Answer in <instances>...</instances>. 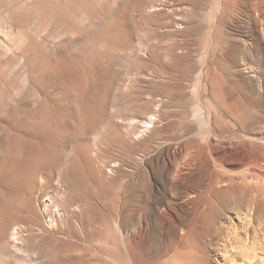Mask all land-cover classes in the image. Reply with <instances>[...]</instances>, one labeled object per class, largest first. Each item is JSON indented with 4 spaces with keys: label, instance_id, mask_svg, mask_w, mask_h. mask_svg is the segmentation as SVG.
Returning a JSON list of instances; mask_svg holds the SVG:
<instances>
[{
    "label": "rangeland",
    "instance_id": "1",
    "mask_svg": "<svg viewBox=\"0 0 264 264\" xmlns=\"http://www.w3.org/2000/svg\"><path fill=\"white\" fill-rule=\"evenodd\" d=\"M253 27L251 0H0V158L24 164L0 177V264H30L8 244L15 225L35 237L29 253L55 238L76 264H122L125 205L130 223L140 210L151 222L133 246L138 264L172 258L179 232L162 208L193 212L173 196L171 169L190 152L202 168L253 145L256 158L264 139V93L247 73L264 65L248 50ZM53 190L57 207L76 208L74 231L42 217ZM32 209L40 227L29 230ZM213 209L224 223L233 207ZM252 223L242 232L264 236V214Z\"/></svg>",
    "mask_w": 264,
    "mask_h": 264
},
{
    "label": "bare ground",
    "instance_id": "2",
    "mask_svg": "<svg viewBox=\"0 0 264 264\" xmlns=\"http://www.w3.org/2000/svg\"><path fill=\"white\" fill-rule=\"evenodd\" d=\"M251 21L257 34L252 35L248 50L254 56L255 54L258 56L259 53L264 59V0H251ZM247 73L249 82L264 93V65L261 69L248 68ZM155 120V112L148 114L147 122L143 123L144 128L147 130L155 124ZM259 146V149L255 147L258 154L256 158L250 156V149L253 150L254 145L247 147L244 154L231 161H223L221 155L216 152L215 159H209L206 168H202L204 157L202 159L201 157L204 155L190 152L184 165L171 169L169 174L174 188L173 196L183 193V203L193 214L189 216L182 214L173 202L162 208L159 214L167 217L164 224L167 222L179 232L180 241L172 258L160 261L152 258L149 264H209L210 250L213 252L214 264H234L242 253L243 264H264V236L251 235L247 230L242 232L243 228L248 229L258 216L264 214V184L260 183L264 182V139ZM18 163H20L18 155L0 158V177L9 181L14 170L17 171L20 165H24ZM29 170L32 171L31 178L34 179L37 167ZM218 185L225 186L226 189L218 190ZM218 192H226L228 196L219 200ZM56 193L57 191H51L50 195L44 198L41 206L45 215L41 216L53 229L60 228L62 224L72 231L73 223H79V214L76 213L75 207L69 211L57 207ZM214 202L220 204L226 211L230 206L233 207L224 223L216 222L218 214L216 209L212 210ZM7 204L8 202H3L1 205L6 209ZM141 211L130 223L131 210L127 205L123 210V226H120L123 244L120 256L122 264H138L133 246L137 248L143 243L149 227V221L141 215ZM154 215L156 216V213ZM30 218V225L27 226L29 230L40 227V219L35 209L31 210ZM81 225L82 228L85 226L91 228L90 219L86 218ZM6 227L7 223L1 227L0 232L5 233ZM37 230L43 232L41 228ZM21 233L20 226L15 225L9 235L8 244L15 248L17 253H22L30 264H76L77 259L67 248L59 247V241L55 238L36 240L40 245L39 249L31 253L25 251L22 247L28 242H34L35 237H28L25 240Z\"/></svg>",
    "mask_w": 264,
    "mask_h": 264
}]
</instances>
